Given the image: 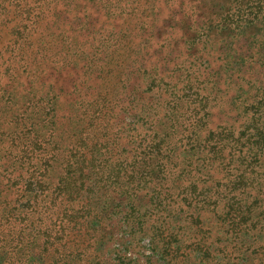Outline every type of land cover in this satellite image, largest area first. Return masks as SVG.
Returning <instances> with one entry per match:
<instances>
[{"label":"trees","instance_id":"obj_1","mask_svg":"<svg viewBox=\"0 0 264 264\" xmlns=\"http://www.w3.org/2000/svg\"><path fill=\"white\" fill-rule=\"evenodd\" d=\"M43 5L31 11L25 9L21 20L13 26L16 28L13 46L0 55V78L15 73L35 77L42 66L33 69L31 58L47 54L44 64L60 63L67 57L69 60L74 56L85 57L84 73L96 75L99 82L95 91L76 102L77 115L70 118L79 128L74 133L77 135L75 144L68 141L66 134L58 132V96L51 89L47 93L38 90L27 93L23 104L10 117L8 112L13 111L19 101L13 98L12 92L0 97V167L6 162L8 171L0 178V264H37L45 252L56 259L58 254L52 250L58 246L55 243L65 242L71 234H82L84 228L90 233L107 220L112 209L108 210L101 192L111 188L123 189L129 205L126 217L132 220L127 224L130 229H134L136 223L147 225L152 220L153 223L144 228L146 234L156 236V229H161L163 234L165 228L167 237L174 235L184 241H187L186 233L194 234L195 243L200 245L199 255L192 249H183L181 244L175 248L172 241H167L160 245L163 254L167 255L170 250L166 264H216L218 254L211 247L208 228L193 229V220L197 225L201 223V212L195 218L192 213V221L187 216L183 221V206L187 207L186 211L192 208L214 211L219 227L227 228L226 235L239 240V264H244L242 249L252 246L256 264H264V90L262 94L251 90L252 93L239 96L243 123L238 129H208V95L199 92L202 98L195 105L185 131H178L172 124L167 128L168 134L161 128L147 127L159 105L136 110L133 114L143 121L142 130L128 122L115 125L110 120L114 111L110 103L116 101L114 98L119 94L115 90L119 74L129 67V48L118 45L114 38L104 43L101 39L100 43L91 44L89 50L79 46L73 52L72 46L64 43V50L62 46L53 50L56 38H46L36 32V27L46 18ZM2 7L9 12L15 6L9 0ZM37 44L41 50L36 48L35 51ZM179 134L181 137L177 138ZM193 146L197 154L203 155L197 160H201L205 168L219 162L220 170L230 176L233 173L229 166L239 153V175L226 184L217 181L208 187L204 174L194 167L196 159L190 153ZM16 170H21L18 177L13 175ZM77 171L82 183L73 189L71 184ZM237 184L243 190L241 196L253 190V196L262 203L252 208L254 203L240 195L239 202L236 201V195L231 193ZM145 189L151 192L143 194ZM225 192L228 201L219 207V197ZM145 195H149L150 205H138L137 198ZM197 198L203 202L197 204ZM210 201L214 204L212 210ZM76 202H79L78 208L72 209ZM36 211V219L42 224L37 231L30 232L26 222ZM173 215L177 217L175 220ZM160 219H163L161 224H154ZM184 227L188 228L183 231ZM30 236L44 238L38 260L29 250L20 253L15 249V243H23ZM248 238L252 239L249 244ZM232 254L231 251L226 254V264H236L229 258ZM58 257L60 264L62 257Z\"/></svg>","mask_w":264,"mask_h":264},{"label":"rangeland","instance_id":"obj_2","mask_svg":"<svg viewBox=\"0 0 264 264\" xmlns=\"http://www.w3.org/2000/svg\"><path fill=\"white\" fill-rule=\"evenodd\" d=\"M6 1L9 0H0V3L4 5ZM10 2L15 7L9 12L0 5V55L11 50L12 37L16 32L13 26L21 20L25 9L28 8L30 11L39 9L41 3L44 4L42 8L46 18L36 27V32H41L46 38L48 36L56 38L53 50L61 46L64 50L63 43L72 46L73 52L79 46L89 50L91 44L96 45L101 39H104V43L114 38L118 40V45L129 48L127 49L130 55L129 67L119 74L115 86L119 94L114 98L116 101L110 103L114 109L110 120H113L115 125L128 122L142 130L143 121L133 114L136 110H149L159 105L158 112L152 116V121L149 120L147 127L161 128L168 134L167 128L172 124L178 131H182L188 126L194 107L199 104L202 95H208L209 104L206 107L209 112L208 129L215 130L219 127L238 129L243 123L239 96L248 95L252 93L251 90L262 94L264 90V0H10ZM13 15L14 19L11 18ZM62 38H65V41H62ZM36 48L41 50L40 44L35 45V51L38 50ZM46 57L47 54L41 58L33 57L34 60L31 58L33 69L42 66L36 71L35 77L15 73L0 78V97L4 93L8 95L12 92L13 98L19 101L20 104L8 112L10 117L23 104L27 93L33 90L47 93L51 89L58 96V132L66 134L68 141L75 144L77 135L74 133L79 128L75 126V122H70V118L77 115L76 102L81 96L95 91L99 80L96 75L88 76L84 73L85 57L74 56L71 60L67 57L60 63L44 64ZM158 89L159 93L155 94ZM197 92L202 95L198 96ZM154 95L157 97L154 98ZM181 134L177 138H180ZM188 134L189 130L186 131V135ZM196 152L197 149L193 146L190 153L196 159L194 167L204 174L203 179L207 180L208 187L217 181L226 184L229 179L235 180L236 174L239 175V153L229 166L233 173L230 176L220 170L219 162H214L212 168H205L201 160H197L203 155ZM59 162L54 166H58ZM0 171V178L7 175L6 162L2 164ZM20 174L21 170H16L13 175L18 177ZM74 179L71 188H79L82 183L80 171H77ZM158 180L159 178H156V181ZM111 189H103L101 192V199H106L108 210L112 209V213L107 214V220L101 226H96L90 233L84 228L82 234H71L65 238V242L55 243L58 246L52 250L62 257L60 264H166L170 250L167 255L163 254L160 245L167 241H172L171 245L175 248L181 244L183 249H192L196 256L199 255L200 245L195 243V236L192 233H186L184 239L187 241L174 235L167 237L165 228L163 234L159 228L161 233L156 229V236L153 233L146 234L144 228L152 224V220L147 225L136 223L134 229H130V225L127 224L132 220L126 217L129 205L124 199L123 189ZM148 191L151 192V189H145L143 194ZM242 192L237 184L231 195L235 194L236 201L239 202V195L241 196ZM245 193L246 195L241 197H248L249 202L254 203L252 208L262 203V200L253 196V190ZM226 197V192L221 194L219 207L228 201ZM148 198L149 195L138 197V205L143 207L150 205ZM200 199L197 198V204L203 202ZM210 203L212 210L214 204L211 201ZM78 204L79 202H76L72 209H77ZM183 207L185 212L181 219L187 216L188 220L192 221L193 218L190 217L192 213L195 218L198 212H201V223L197 225L193 220V229H197V226L208 228L207 235L212 242L211 247L218 254L215 257L216 264H226L228 261L226 254L230 251L233 252L229 255L231 262L239 264V240L231 239L226 235L228 229L219 227L218 217L214 211H197L194 208L186 211L187 207ZM37 216L36 211L26 222L30 232H35L41 227V220L36 219ZM176 218V215H173V219ZM162 221L163 219H160L154 224H161ZM43 240L44 238L40 236H30L23 243H15L14 246L20 253L31 251L32 257L36 256L38 260ZM249 241L252 239H247L248 244L251 243ZM253 248L252 246L242 249L241 258L244 264L257 263L251 253ZM45 253L37 264H58V256L55 259L52 254Z\"/></svg>","mask_w":264,"mask_h":264}]
</instances>
